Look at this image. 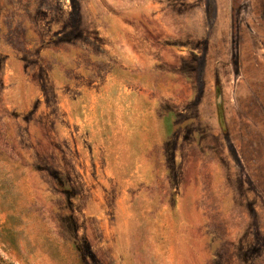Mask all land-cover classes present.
Returning <instances> with one entry per match:
<instances>
[{
  "label": "rangeland",
  "instance_id": "rangeland-1",
  "mask_svg": "<svg viewBox=\"0 0 264 264\" xmlns=\"http://www.w3.org/2000/svg\"><path fill=\"white\" fill-rule=\"evenodd\" d=\"M0 264H264V0H0Z\"/></svg>",
  "mask_w": 264,
  "mask_h": 264
}]
</instances>
